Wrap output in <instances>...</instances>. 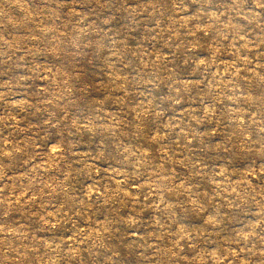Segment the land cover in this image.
Wrapping results in <instances>:
<instances>
[{"label": "rangeland", "instance_id": "rangeland-1", "mask_svg": "<svg viewBox=\"0 0 264 264\" xmlns=\"http://www.w3.org/2000/svg\"><path fill=\"white\" fill-rule=\"evenodd\" d=\"M0 264H264V0H0Z\"/></svg>", "mask_w": 264, "mask_h": 264}]
</instances>
